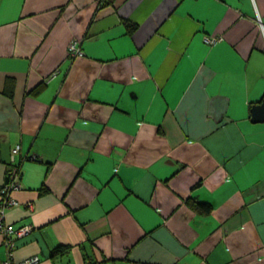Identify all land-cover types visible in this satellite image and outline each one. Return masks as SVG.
Returning <instances> with one entry per match:
<instances>
[{"label": "crops", "instance_id": "0c3cea01", "mask_svg": "<svg viewBox=\"0 0 264 264\" xmlns=\"http://www.w3.org/2000/svg\"><path fill=\"white\" fill-rule=\"evenodd\" d=\"M263 98L264 0H0V259L264 264Z\"/></svg>", "mask_w": 264, "mask_h": 264}, {"label": "built area", "instance_id": "2783aa9c", "mask_svg": "<svg viewBox=\"0 0 264 264\" xmlns=\"http://www.w3.org/2000/svg\"><path fill=\"white\" fill-rule=\"evenodd\" d=\"M217 38H206V42L209 44H214ZM69 54L72 58L81 57L84 55V51L78 40H74L69 44L68 47ZM20 150V146L17 145L13 149V155L17 154ZM20 177V170L15 172L6 183L0 187V234L8 239L7 245L13 248L12 238L13 236L23 237L28 235L32 227L23 226L20 228H15L14 225L8 224L5 220L6 209L15 205L16 200L12 197V192L20 188V183L18 181ZM41 258L39 256H31L22 261H16L10 255V257L2 260L0 259V264H40Z\"/></svg>", "mask_w": 264, "mask_h": 264}, {"label": "trees", "instance_id": "16d2710c", "mask_svg": "<svg viewBox=\"0 0 264 264\" xmlns=\"http://www.w3.org/2000/svg\"><path fill=\"white\" fill-rule=\"evenodd\" d=\"M128 27H129V30H134V28H135V26H132V25H129V24H128ZM192 204H193V202H192ZM194 208L197 211L202 212V213H208L211 210L210 206L207 205V204H204V203H196L194 205ZM66 250H67L66 247H64V246H58L57 248H55V250L53 251V253L54 254H58V253H61V252H65Z\"/></svg>", "mask_w": 264, "mask_h": 264}, {"label": "water", "instance_id": "95a60500", "mask_svg": "<svg viewBox=\"0 0 264 264\" xmlns=\"http://www.w3.org/2000/svg\"><path fill=\"white\" fill-rule=\"evenodd\" d=\"M252 121H264V98L261 103L256 104L252 108Z\"/></svg>", "mask_w": 264, "mask_h": 264}]
</instances>
